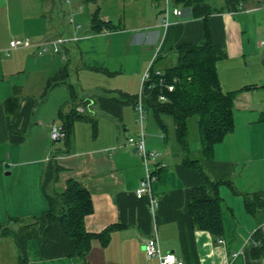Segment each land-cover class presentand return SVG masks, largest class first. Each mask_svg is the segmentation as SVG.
Wrapping results in <instances>:
<instances>
[{"label": "crops", "instance_id": "crops-1", "mask_svg": "<svg viewBox=\"0 0 264 264\" xmlns=\"http://www.w3.org/2000/svg\"><path fill=\"white\" fill-rule=\"evenodd\" d=\"M92 1L97 8L91 15L98 10L102 20L117 21L105 11L113 0ZM54 4L0 0V27L5 30L0 38V226L18 230L48 209L42 185L53 162L59 170L48 190L61 193L67 180H78L93 203L86 230L99 234L112 227L104 246L93 240L88 264H159L144 251L145 241L155 234L160 252L173 253L184 264H264L263 244L251 241H264V203L249 213L244 199V194H264V0H240L234 10L227 0H169L167 25L165 0H129L130 16L118 19L120 30L96 33L77 24L66 34L59 32L58 18L50 16ZM174 8L182 15L175 16ZM205 27L226 51L216 70L222 91L234 93L235 126L214 146L210 159H203L201 147L188 157L200 160L212 180L231 182L219 189L220 238L192 225L190 190L201 183V174L184 163L174 121L163 115L162 128L147 110L152 117L145 116L143 122L146 146L161 154L158 161L164 165L152 182V203L148 196H136L145 168L127 142L141 131L134 100L150 64L162 72L174 67L176 48L203 44ZM62 37L69 42L57 57L52 49ZM22 38L33 42L11 49V41ZM73 68L78 95L72 86ZM58 74L61 82L49 89ZM57 90L65 106L50 105ZM13 97L15 104L7 107ZM77 108L84 109L79 114L87 119L76 120L68 138L53 141L52 126H63L60 114ZM46 237L44 246L31 244L28 264H84L69 256L71 241L58 224ZM6 238L0 236V243Z\"/></svg>", "mask_w": 264, "mask_h": 264}, {"label": "trees", "instance_id": "trees-1", "mask_svg": "<svg viewBox=\"0 0 264 264\" xmlns=\"http://www.w3.org/2000/svg\"><path fill=\"white\" fill-rule=\"evenodd\" d=\"M240 0H227L231 9H236ZM120 26L111 21H104L96 10L92 14L91 29L93 32H114ZM178 62L168 68L162 76L156 75L153 68L150 80L144 89V102L159 125L165 128L162 116L172 117L176 126V139L185 153L184 163L201 174V183L190 190L189 214L195 229L209 232L213 237L223 235V221L221 212V196L219 193L222 184L231 186L230 181L212 180L203 171L200 160L188 157L189 152V120H197L200 135V147L203 159H210L216 144L234 129L233 99L234 93L222 91L216 70L219 60L226 57L223 46L213 42L210 30L205 27V42L201 45L182 44L176 48ZM60 74L62 71L59 72ZM58 78L49 81L48 88H52ZM61 78V77H60ZM63 82V81H62ZM167 85H172L169 91ZM160 96L166 98L160 101ZM135 101V100H134ZM16 98L7 101V107L15 104ZM67 138L71 135L76 120H86L87 117L73 109L67 115L60 114ZM57 167L50 162L43 180V192L49 207L32 223L20 226L18 230L0 226V236H12L19 250L18 264H28L26 256L27 242L37 239L40 246H44L48 239L47 233L54 224H58L63 234L71 241L69 256L87 263V257L92 248V242L99 239L104 246L110 236L112 227L99 234L86 230L85 219L93 211L92 198L89 191L81 182L69 179L63 192H50L48 187L55 180ZM245 206L249 213H254L258 206H263L264 194H244ZM261 249H264V241ZM253 255H257L255 252Z\"/></svg>", "mask_w": 264, "mask_h": 264}, {"label": "built area", "instance_id": "built-area-1", "mask_svg": "<svg viewBox=\"0 0 264 264\" xmlns=\"http://www.w3.org/2000/svg\"><path fill=\"white\" fill-rule=\"evenodd\" d=\"M165 2H166L165 9H164V12L166 15L165 25H167L168 24L167 17L170 12L169 5H168L169 0H165ZM172 13L178 17L182 15V11L179 8H174ZM70 22H73V19H71ZM67 42H69L68 39H65L64 37L59 38L54 43V46H55L54 51L59 52L60 50L58 49V46L64 45ZM30 44H31V41L29 40V38L14 39L13 41H11L10 47L11 49H16L19 47L29 46ZM262 44L264 45V40L262 41ZM41 47L43 51L47 49L45 45ZM153 68H154V64L152 62L143 76L140 91L134 101V108L139 115V124L141 126V131L138 136H135V137L131 136L127 140L128 144L133 146L136 152L141 157L144 168H145V177L141 180L139 187L136 190V196L138 199H142L143 197L148 196L150 198L151 203L153 202L152 182L157 177L158 169L164 166L158 161L161 158V154L158 151L149 150L147 148L146 142H145V133L143 129V122H144V119L147 113V109H146L145 102H144V89H145L146 83L151 78V73H152ZM155 73L156 75H159V76L163 75V72L159 69H155ZM167 89L169 91H172L173 86L167 85ZM159 100L165 101L166 98L164 96H160ZM83 111H84L83 108H77L78 113H82ZM66 136H67V133L65 131L64 126L62 125L52 126L50 130V138L53 141L65 139ZM152 163H155L156 165L155 164L153 165ZM251 241L253 242L254 246L262 245V242L260 240L251 238ZM144 251L148 258L157 257L159 260V264H184L183 261L178 259L173 253L162 254L160 252V246H159L157 234L153 235L152 237L148 238L145 241Z\"/></svg>", "mask_w": 264, "mask_h": 264}, {"label": "rangeland", "instance_id": "rangeland-1", "mask_svg": "<svg viewBox=\"0 0 264 264\" xmlns=\"http://www.w3.org/2000/svg\"><path fill=\"white\" fill-rule=\"evenodd\" d=\"M33 1V0H32ZM55 2V4L53 5L52 9H51V18H58L60 25H59V32L62 34H66L67 32V28H75L76 25L78 24H85L88 26H91V18L92 15L91 13L97 8L96 3L92 0H48V2ZM68 1V2H67ZM78 1H80V3H78ZM119 0H113L112 1V5H105V11L109 12L113 15L114 18L117 19L116 22H114V24H120L119 23V18H124L126 16H130V10H129V6H128V2L129 0H121L122 3H124L122 6H118V2ZM94 2V3H93ZM117 3V4H114ZM127 6H126V5ZM69 8H73L74 12L71 14L69 12ZM93 8V9H92ZM76 9V10H75ZM101 17V15H100ZM73 19L74 20V24H72L70 22V20ZM2 38L5 36V30L2 29V27H0V38ZM30 41H32V39H29ZM33 42V41H32ZM66 45V44H64ZM64 45H59L58 49L60 50L59 52H54V48L52 49L53 53H57L54 54L57 57H59V55H63L62 51L64 50ZM74 72H72L71 76L73 77L72 79V86L74 87V93H76L78 95V92L80 90V86L78 85V81L76 78V69L73 68ZM71 77V78H72ZM98 82H101L100 80H97ZM104 81V80H103ZM105 82V81H104ZM95 83V80H92V83L90 82V84ZM89 84V85H90ZM62 89H67L65 86H62ZM63 91V90H62ZM51 104L53 105V103L56 104H63V96L61 94V90H57L56 92H54L51 95ZM63 106H65L63 104ZM65 108V107H64ZM152 117L151 113H146V117L147 116ZM171 121H173L172 117L168 116ZM188 127H189V148L191 152L190 156L191 158H193L195 155H193V153H195L197 151V149L200 148V135L198 132V128H197V120L195 117L191 118L189 120L188 123ZM178 144V143H177ZM180 147V146H179ZM189 157V158H190ZM4 237V236H1ZM8 237L5 239V241L0 243V258H4V260L2 261V263L0 264H18V259H19V250L18 247L16 245V242L14 240V238L12 236H5ZM36 243L37 244V239H31L27 242V247H26V256L28 259V263L31 262L33 254L31 253L32 249H31V244L32 243ZM1 262V261H0Z\"/></svg>", "mask_w": 264, "mask_h": 264}]
</instances>
